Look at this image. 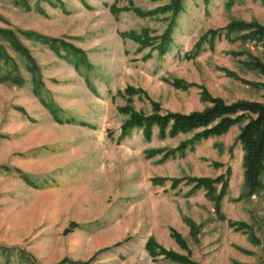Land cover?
I'll list each match as a JSON object with an SVG mask.
<instances>
[{
	"label": "rangeland",
	"instance_id": "374dc122",
	"mask_svg": "<svg viewBox=\"0 0 264 264\" xmlns=\"http://www.w3.org/2000/svg\"><path fill=\"white\" fill-rule=\"evenodd\" d=\"M114 1L0 0V264H185L150 255V238L192 264H264V188L245 179L243 123L198 142L156 126L149 140L137 127L121 136L133 112L204 110V93L264 101V45L227 31L264 25V0H184L164 54L171 0H119L113 13ZM128 86L134 95L119 93ZM220 176L218 209L190 179Z\"/></svg>",
	"mask_w": 264,
	"mask_h": 264
},
{
	"label": "trees",
	"instance_id": "16d2710c",
	"mask_svg": "<svg viewBox=\"0 0 264 264\" xmlns=\"http://www.w3.org/2000/svg\"><path fill=\"white\" fill-rule=\"evenodd\" d=\"M26 1L27 0H22ZM184 0H171L166 7L170 10L173 18L170 27L161 37L160 42L156 45L160 54H164L169 50V45L172 41L173 26L176 23V18L180 11L183 9ZM119 0H115L111 5V11L113 13L120 12L124 8H120L117 3ZM29 3V2H27ZM135 11L140 15H148L138 8ZM150 12V14L154 13ZM227 31H245L244 37L254 40L257 43L264 45V25L258 22H238L234 21L227 26ZM1 33V32H0ZM6 32H4L5 35ZM125 37H130L135 41L146 42V39L136 33L124 34ZM52 50L58 54L63 47L68 54L74 55L77 58V64H87L84 53L82 50L75 48L74 46L67 45L59 42L56 39L43 37L42 38ZM61 44L65 46H61ZM19 46V45H17ZM28 59L31 65L35 66V62L30 54ZM256 67L264 73V63L257 61ZM89 67V66H88ZM41 83L39 80L34 81V92L37 96L41 93ZM124 95H134L136 90L128 86L124 92L119 91ZM42 103L52 113V115L60 121L58 117V110L50 103L39 96ZM204 98L208 99L211 103L210 106L204 110H196L189 113L177 112V111H165L161 112L159 106H156L155 111L150 115L139 114L133 112L131 118L121 126V136H126L134 128H142L146 139H151L153 136V128H158L159 137H175L181 133L195 132L194 139L190 142H198L210 137L221 135L226 133L232 126L238 123H243L239 135L238 141L244 149L243 165L245 168V179L252 192L261 190L264 188V101L255 100H238L232 103H227L225 100L219 97H211L204 93ZM188 143H183L180 146L170 150L169 155H175L178 151H184ZM179 180L176 182L178 183ZM175 183V184H176ZM190 183L194 184V188H204L208 190L209 196H213L216 199L217 207L220 208L219 201L225 191L223 190L220 196L216 195L217 188L215 184H222L225 189L228 186V177L220 176L215 180L209 178H191ZM215 183V184H214ZM177 239L180 240L179 236ZM156 242L150 238L146 242V249L152 256L164 255L166 258L172 259L185 264H192V262L186 259L184 256L179 255L172 251H167L163 248L157 250ZM59 264H94L91 261L88 262H74L68 258L63 259Z\"/></svg>",
	"mask_w": 264,
	"mask_h": 264
}]
</instances>
